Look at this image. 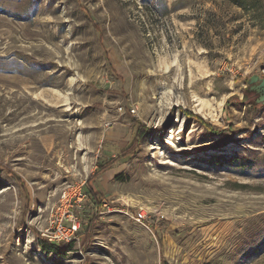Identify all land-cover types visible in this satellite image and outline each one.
<instances>
[{
  "label": "rangeland",
  "instance_id": "374dc122",
  "mask_svg": "<svg viewBox=\"0 0 264 264\" xmlns=\"http://www.w3.org/2000/svg\"><path fill=\"white\" fill-rule=\"evenodd\" d=\"M255 1L0 0V264H264ZM70 184L77 237L47 250Z\"/></svg>",
  "mask_w": 264,
  "mask_h": 264
},
{
  "label": "built area",
  "instance_id": "2783aa9c",
  "mask_svg": "<svg viewBox=\"0 0 264 264\" xmlns=\"http://www.w3.org/2000/svg\"><path fill=\"white\" fill-rule=\"evenodd\" d=\"M86 194L83 184H70L52 208L50 226L44 235L52 242H70L77 236L80 217L77 209L83 208ZM140 213V217H144Z\"/></svg>",
  "mask_w": 264,
  "mask_h": 264
},
{
  "label": "trees",
  "instance_id": "16d2710c",
  "mask_svg": "<svg viewBox=\"0 0 264 264\" xmlns=\"http://www.w3.org/2000/svg\"><path fill=\"white\" fill-rule=\"evenodd\" d=\"M229 1L234 3V4H237L240 7L247 8V9L253 10V11H255V8L257 7V5H259V2H256L255 0H251V1L250 0H229ZM141 127H140V123L133 118L132 130L134 131V129H135V133H136L135 138L140 137L141 135L143 136V132H141V130H142ZM133 143H134V139H133L132 144L131 143L128 144V146L126 148H121V150L118 154L122 155L123 152L127 153L129 151L130 147L133 145ZM116 161H118V157H115V158L109 157L108 160L107 159L98 160L96 171L89 176L87 182L84 185V190L88 195V199H89L88 201H91L93 205L95 204L94 207H97V208H98V206H99V208L103 207L104 200L100 199L101 192L97 191L91 182L95 178H97L99 175H101V174L105 173L106 171H108L109 169L113 168L115 166L114 163H116ZM72 243H73V241H72ZM42 245L45 249L51 250V251L55 250L59 246L57 243L52 242L49 239H47V241L46 240L42 241Z\"/></svg>",
  "mask_w": 264,
  "mask_h": 264
},
{
  "label": "water",
  "instance_id": "95a60500",
  "mask_svg": "<svg viewBox=\"0 0 264 264\" xmlns=\"http://www.w3.org/2000/svg\"><path fill=\"white\" fill-rule=\"evenodd\" d=\"M252 89L256 90L259 93L258 102H264V78H261L258 75H254L251 79Z\"/></svg>",
  "mask_w": 264,
  "mask_h": 264
}]
</instances>
